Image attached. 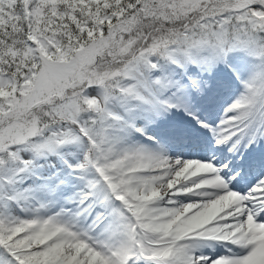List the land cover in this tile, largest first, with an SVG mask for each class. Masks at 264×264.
I'll return each instance as SVG.
<instances>
[{"label":"snow or ice","instance_id":"obj_1","mask_svg":"<svg viewBox=\"0 0 264 264\" xmlns=\"http://www.w3.org/2000/svg\"><path fill=\"white\" fill-rule=\"evenodd\" d=\"M0 264H264V0H0Z\"/></svg>","mask_w":264,"mask_h":264}]
</instances>
